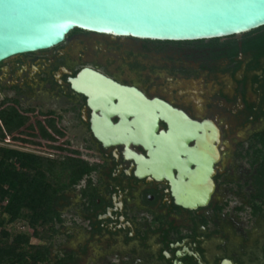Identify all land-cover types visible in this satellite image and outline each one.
Here are the masks:
<instances>
[{"label": "flooded vegetation", "instance_id": "flooded-vegetation-1", "mask_svg": "<svg viewBox=\"0 0 264 264\" xmlns=\"http://www.w3.org/2000/svg\"><path fill=\"white\" fill-rule=\"evenodd\" d=\"M84 71L95 78L78 92L73 81ZM155 101L221 133L205 208L178 204L186 171L172 168L173 182L166 172L155 178L133 158L150 161L148 149H105L91 133L105 118L128 130L147 127L135 117L147 113L157 134L167 133L174 124L167 110L143 105ZM8 108L26 120L16 143L80 147L94 168L56 203L66 264H264V27L199 42L75 30L52 49L0 64V112Z\"/></svg>", "mask_w": 264, "mask_h": 264}, {"label": "water", "instance_id": "water-1", "mask_svg": "<svg viewBox=\"0 0 264 264\" xmlns=\"http://www.w3.org/2000/svg\"><path fill=\"white\" fill-rule=\"evenodd\" d=\"M263 27L264 0H0V64L52 49L75 30L141 41L199 42ZM93 78L90 72H82L73 81L75 90L83 91L80 83ZM143 105L167 110L156 101ZM166 116L174 123L167 133L157 134V119L151 113L135 115L140 122L148 121L147 127L128 130L105 118L91 133L105 149L121 144L148 149L150 161L133 158L155 178L166 172L173 182L172 168L186 171L188 181L179 185L178 204L192 211L205 208L215 192L212 178L221 160V133L209 122H192L169 110ZM191 142L194 147L188 148ZM181 155L186 157L184 162L179 160Z\"/></svg>", "mask_w": 264, "mask_h": 264}, {"label": "trees", "instance_id": "trees-1", "mask_svg": "<svg viewBox=\"0 0 264 264\" xmlns=\"http://www.w3.org/2000/svg\"><path fill=\"white\" fill-rule=\"evenodd\" d=\"M0 123V143L7 137H12V142L16 143L14 136L26 120L16 110L8 108L0 112ZM43 134L47 136V132ZM48 148L70 156L53 159L0 148V264L67 262L66 258L53 262L49 253L48 244L58 234L56 226L63 223L56 203L94 168L75 151L54 146ZM18 223L26 225L31 234L13 236L9 228ZM32 240L39 244H33Z\"/></svg>", "mask_w": 264, "mask_h": 264}, {"label": "rangeland", "instance_id": "rangeland-1", "mask_svg": "<svg viewBox=\"0 0 264 264\" xmlns=\"http://www.w3.org/2000/svg\"><path fill=\"white\" fill-rule=\"evenodd\" d=\"M6 148V147H5ZM8 149H15V150H19L21 152H27V153H33V154H36V155H39V156H42V157H46V158H58V157H65V156H70L69 153H66V152H59L57 150H52L48 147H39V148H36V147H29V146H17V145H10V147H7ZM61 148H64L66 150H69V151H75L79 154V158L82 159V149L80 147H61ZM63 219V218H62ZM64 220V219H63ZM64 223V222H63ZM57 230H61L63 228L62 224H58L56 226ZM11 234L14 236L18 233H24V234H31V232L29 231V229L27 228L26 225L22 224V223H18L17 225H14V226H11L9 228ZM59 240H62V238H59L58 240L56 239L55 240V247L58 248Z\"/></svg>", "mask_w": 264, "mask_h": 264}, {"label": "crops", "instance_id": "crops-1", "mask_svg": "<svg viewBox=\"0 0 264 264\" xmlns=\"http://www.w3.org/2000/svg\"><path fill=\"white\" fill-rule=\"evenodd\" d=\"M60 215H61V214H60ZM61 218H62V216H61ZM63 222H64V220H63ZM62 226H64V223H62ZM63 237H64V236H63V228H62L61 230H58V234H57V235L53 238V240L48 244V246H49L50 258H51V260H52L53 262H56V260L59 259V258H63V257H62V253H61V251H60V248H61L62 243H63V240H64ZM59 238H62V240H59V241H61V242H59V243H61V244H59L58 248H56V247H55V240H56V239L58 240ZM32 243H33V244H39V242L36 241V240H32Z\"/></svg>", "mask_w": 264, "mask_h": 264}, {"label": "built area", "instance_id": "built-area-1", "mask_svg": "<svg viewBox=\"0 0 264 264\" xmlns=\"http://www.w3.org/2000/svg\"><path fill=\"white\" fill-rule=\"evenodd\" d=\"M17 145L20 147V145L18 143H14L12 142V137H7L2 143H0V148H7V147H10V145ZM15 150V149H14Z\"/></svg>", "mask_w": 264, "mask_h": 264}]
</instances>
